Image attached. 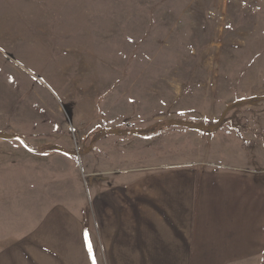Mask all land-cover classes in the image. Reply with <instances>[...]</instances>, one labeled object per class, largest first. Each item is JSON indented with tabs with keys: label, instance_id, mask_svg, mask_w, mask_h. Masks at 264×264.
Segmentation results:
<instances>
[{
	"label": "rangeland",
	"instance_id": "obj_1",
	"mask_svg": "<svg viewBox=\"0 0 264 264\" xmlns=\"http://www.w3.org/2000/svg\"><path fill=\"white\" fill-rule=\"evenodd\" d=\"M3 133L39 146L0 136L10 262L109 264L82 232L99 172L264 147V0H0ZM39 215L52 235L15 240Z\"/></svg>",
	"mask_w": 264,
	"mask_h": 264
},
{
	"label": "crops",
	"instance_id": "obj_2",
	"mask_svg": "<svg viewBox=\"0 0 264 264\" xmlns=\"http://www.w3.org/2000/svg\"><path fill=\"white\" fill-rule=\"evenodd\" d=\"M241 150L222 160L208 156L151 168L116 164L99 172L88 184L97 188L92 221L82 212L88 245L104 251L109 264H264V147L255 154ZM4 193L8 197L7 187L0 189V264H12L7 242L19 229L12 231L18 226L7 220L17 218L23 203L10 214ZM45 220L48 230L41 231V215L35 216L15 240L34 247L54 232L51 217Z\"/></svg>",
	"mask_w": 264,
	"mask_h": 264
},
{
	"label": "trees",
	"instance_id": "obj_3",
	"mask_svg": "<svg viewBox=\"0 0 264 264\" xmlns=\"http://www.w3.org/2000/svg\"><path fill=\"white\" fill-rule=\"evenodd\" d=\"M251 101H255V99H249ZM239 102L237 101L236 103H234L235 105L238 104ZM234 116H229L227 117L225 115V112L221 115V117L214 121V122H199V121H191L189 126H194V127H200V128H210V129H216L219 128L222 124H224L225 122L232 120L233 121ZM188 124L187 122H181V124ZM234 124V123H233ZM235 125L237 126V123H235ZM158 130H161L160 125H150L147 127H142V128H133L131 130H129L130 133H139V134H143V135H151L155 132H157ZM113 132H117L120 133L121 129L119 127L112 129ZM101 131L98 132V135H96L95 139H98L100 136H102V134H100ZM5 138H18L22 141V143L29 147V148H33V146L31 144H29L22 136L18 135V134H9V133H3ZM1 136V135H0Z\"/></svg>",
	"mask_w": 264,
	"mask_h": 264
},
{
	"label": "water",
	"instance_id": "obj_4",
	"mask_svg": "<svg viewBox=\"0 0 264 264\" xmlns=\"http://www.w3.org/2000/svg\"><path fill=\"white\" fill-rule=\"evenodd\" d=\"M1 137H4V134L1 135ZM32 150H38L39 149V146H33V148H30Z\"/></svg>",
	"mask_w": 264,
	"mask_h": 264
},
{
	"label": "snow or ice",
	"instance_id": "obj_5",
	"mask_svg": "<svg viewBox=\"0 0 264 264\" xmlns=\"http://www.w3.org/2000/svg\"><path fill=\"white\" fill-rule=\"evenodd\" d=\"M89 249H91V243H90V241H89Z\"/></svg>",
	"mask_w": 264,
	"mask_h": 264
}]
</instances>
